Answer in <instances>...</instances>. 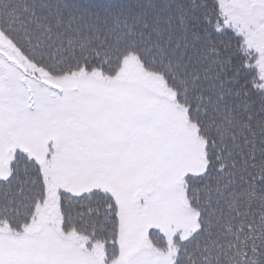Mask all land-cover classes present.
I'll return each mask as SVG.
<instances>
[{"label":"trees","instance_id":"16d2710c","mask_svg":"<svg viewBox=\"0 0 264 264\" xmlns=\"http://www.w3.org/2000/svg\"><path fill=\"white\" fill-rule=\"evenodd\" d=\"M220 0H0V35L51 77L115 78L133 58L161 79L203 141L205 167L183 178L197 226L169 245L148 238L172 264H264V81L257 55L228 22ZM0 180V227L21 234L46 199L38 163L15 148ZM59 231L119 255L111 194L57 193Z\"/></svg>","mask_w":264,"mask_h":264},{"label":"rangeland","instance_id":"374dc122","mask_svg":"<svg viewBox=\"0 0 264 264\" xmlns=\"http://www.w3.org/2000/svg\"><path fill=\"white\" fill-rule=\"evenodd\" d=\"M220 6L257 55L264 81V0ZM15 148L39 164L47 194L23 233L0 227V264H104L98 248L88 251L59 231L58 191L112 195L119 255L111 264H172L170 253L151 245L149 231L170 245L196 229L182 182L204 170L203 141L161 79L133 58L115 78L51 77L0 35V180Z\"/></svg>","mask_w":264,"mask_h":264}]
</instances>
